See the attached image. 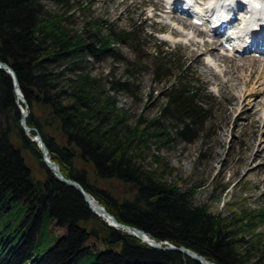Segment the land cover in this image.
<instances>
[{
	"label": "trees",
	"instance_id": "trees-1",
	"mask_svg": "<svg viewBox=\"0 0 264 264\" xmlns=\"http://www.w3.org/2000/svg\"><path fill=\"white\" fill-rule=\"evenodd\" d=\"M43 1L64 10H47ZM68 4L0 0V61L16 75L29 108L25 123L34 129L31 135L38 133L63 176L78 182L120 224L214 264H264V235L257 230L264 225V210L213 215L207 206L194 204L191 189L167 182L172 168L162 158L153 155L150 168L144 165L149 143L170 139L164 122L173 126L175 138L193 142L211 112L204 101L211 103L214 96L198 79L185 77L187 61L156 42L150 76L153 83L168 82L164 101L158 116L129 123L114 96L131 93L139 63L127 66L130 77L106 80L105 86L88 66L106 59L120 62L115 45L138 54L142 26L114 30L99 21L78 30L71 26ZM103 24L108 28L104 35ZM0 118V264H199L111 228L100 237L98 251L88 243V226L96 220L105 224L75 189L42 164L36 143L20 126L12 82L2 70ZM23 153L45 169L43 180L34 179Z\"/></svg>",
	"mask_w": 264,
	"mask_h": 264
},
{
	"label": "rangeland",
	"instance_id": "rangeland-1",
	"mask_svg": "<svg viewBox=\"0 0 264 264\" xmlns=\"http://www.w3.org/2000/svg\"><path fill=\"white\" fill-rule=\"evenodd\" d=\"M67 1L74 16L71 26L78 30L86 22L99 21L111 25L114 30L142 26L138 54L125 45H115L114 51L122 57L120 62L106 59L88 66L90 75L100 77L105 86L113 78L130 77L126 69L130 64L139 63L138 72L130 79L131 93L114 96L116 108L126 113L129 123L134 124L137 117L147 121L158 116L163 104V93L169 84L153 83L150 76L156 42L165 43L164 50L173 51L174 58L187 61L189 68L185 77L191 78V82L192 78L198 79V85L206 86L207 92L215 98L211 103L204 101L211 112L191 143L175 138L173 126L163 123L170 139L164 144L149 143L144 158L146 168H150L153 155L162 158L172 168L167 182L179 190L191 189L194 204L207 206L213 215L227 217L231 213L239 214L241 209L264 210V74L261 73L264 68L260 62L245 61V58L257 59V56H225L219 53L217 45L202 47L203 41L212 38L199 33L203 28L192 26L191 19L179 20L182 16L173 13L178 20L172 21L161 0ZM42 4L52 12L64 10L47 1ZM106 24L100 29L102 35L107 32ZM169 34L178 41H167ZM206 49L212 52L206 53ZM23 155L34 179L43 180L45 169L29 154ZM125 192L122 188L121 193ZM257 230L264 235V225ZM88 243L94 244L98 251L102 249L100 238L91 237Z\"/></svg>",
	"mask_w": 264,
	"mask_h": 264
},
{
	"label": "water",
	"instance_id": "water-1",
	"mask_svg": "<svg viewBox=\"0 0 264 264\" xmlns=\"http://www.w3.org/2000/svg\"><path fill=\"white\" fill-rule=\"evenodd\" d=\"M0 70L4 71L9 76V78L11 79L13 91H14L15 96H16V104H17L18 108L20 109V113H21L20 126H21L24 134L32 142L36 143L37 148L39 149L41 157H42V164L47 168L48 171H50L58 179V181L65 183L68 186H70L71 188L75 189L81 195L84 203L87 204L89 210L99 220H101L105 224V225H101L98 220L94 221L92 223L91 228L88 231V235L90 237H92L94 239H99L100 234H102L106 230V228L121 230L130 236L138 238L142 243L146 244L147 246H149L151 248L178 252V253L194 260L195 262H197L199 264H214V263H211L208 260H206L204 257L196 254L195 252H193V251H191L185 247H182V246L176 247V246L169 244L167 242H157L153 238H150L148 236V234H146L144 231H142L140 229L130 227V226H127L124 224H120L119 222H117V220L112 215H110L105 210V208L103 206H101L97 202H96L97 206L95 208V209H97V211H95L93 209V207L91 206L90 201H89V198H92V199H94V198L90 194H88L78 182L65 178L63 176V174L61 173L59 166L50 159V157L48 155L47 147L44 144L41 136L38 133L35 136L31 135L30 132L34 131V129L27 127L26 123H25V121L29 115V108H28L26 101L24 100V98L22 96V93L19 90L18 81L16 79V75H15L14 71L7 64H5L1 61H0ZM20 103L25 106V109H23L21 107ZM134 188H136L135 185H134ZM129 190L132 191V188H129ZM100 215H102L104 218H106L108 223L106 221H103L100 218ZM142 236L143 237H149L150 242L143 240L141 238Z\"/></svg>",
	"mask_w": 264,
	"mask_h": 264
},
{
	"label": "bare ground",
	"instance_id": "bare-ground-1",
	"mask_svg": "<svg viewBox=\"0 0 264 264\" xmlns=\"http://www.w3.org/2000/svg\"><path fill=\"white\" fill-rule=\"evenodd\" d=\"M162 1V3L164 4V7L165 6H168V9H169V12H166V14L168 15V17L172 20V21H177L178 19H177V17L175 16V15H173V13L175 12V13H177L176 12V10L177 9H179V8H176V10L174 11L173 9L175 8V6H177V3H176V0L174 1V0H166V2L164 1V0H161ZM187 2H192L193 0H186ZM223 1H228V0H223ZM222 3V1L221 0H208V2L206 3V4H208V5H220ZM252 4H254V2L252 1ZM194 7H195V5H194ZM196 9L197 10H199L200 12H202L203 10H201L200 8H198V5H197V7H196ZM225 11L226 10H224V8L222 9V10H220L219 11V13H218V15H225ZM253 11H255L256 13L254 14V17H256L257 15L259 16L260 14L262 15L263 13H261V11L260 12H258L257 10H253ZM258 12V13H257ZM192 19V18H191ZM234 24V27L235 26H241V27H244V24H246V22L245 21H241V22H237V23H233ZM192 25V24H191ZM199 33H203L201 30L199 31ZM262 34H260V35H258V36H261ZM174 36L172 35V34H169V35H167V41H169L170 43H175L176 41H178V38L177 37H174ZM261 39L262 37H256V41L257 40H259V39ZM212 44V42H210V41H208V40H206V41H203V43L201 44V46L202 47H208L209 45H211ZM212 49H206V53H210V52H212L211 51ZM233 56H236V55H233ZM220 59L222 58V57H219ZM250 60V62H251V60H253V61H257L258 63L260 62L261 63V67H263L264 68V59H256V58H250V59H246L245 58V61H249ZM232 61V60H231ZM230 61V62H231ZM259 63V64H260ZM211 64H212V62L211 61H209V65L211 66ZM259 64H258V66H259ZM260 67V66H259ZM259 70V69H258ZM261 70V69H260ZM262 71V70H261ZM261 73H263L264 74V72H261ZM259 74V73H258ZM262 74V75H263ZM249 76H251V74L249 75ZM264 81V80H263ZM263 83V82H262ZM264 87V86H263ZM89 201H90V204H91V206L93 207V209L95 210V211H97V209H95L96 208V206H97V203H96V201L94 200V199H92V198H89ZM100 218L103 220V221H106L107 223H108V221L106 220V218H104L102 215H100ZM143 240H145V241H147V242H150V239H149V237H141Z\"/></svg>",
	"mask_w": 264,
	"mask_h": 264
}]
</instances>
